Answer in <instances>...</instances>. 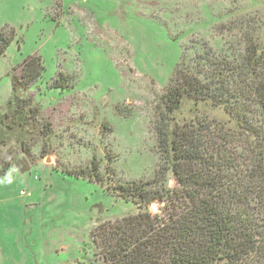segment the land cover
<instances>
[{
    "label": "rangeland",
    "instance_id": "obj_1",
    "mask_svg": "<svg viewBox=\"0 0 264 264\" xmlns=\"http://www.w3.org/2000/svg\"><path fill=\"white\" fill-rule=\"evenodd\" d=\"M4 28L15 39L0 60V178L16 168L0 184V264H104L92 232L139 208L64 169L88 167L94 154L105 188L152 180L156 107L178 66L206 48L240 60L251 35L264 50V0H0ZM32 58L41 79L18 93L41 109L28 136L2 123L13 76ZM61 73L71 87L52 88ZM195 118L233 126L222 109L185 101L177 122ZM42 124L51 125L47 139ZM165 210L162 201L150 207Z\"/></svg>",
    "mask_w": 264,
    "mask_h": 264
},
{
    "label": "trees",
    "instance_id": "obj_2",
    "mask_svg": "<svg viewBox=\"0 0 264 264\" xmlns=\"http://www.w3.org/2000/svg\"><path fill=\"white\" fill-rule=\"evenodd\" d=\"M14 39L8 28L0 31V60ZM263 54L259 38L251 35L240 60L206 48L191 64L180 63L156 107L153 130L160 160L152 180L105 188L102 173L107 170L94 154L90 166L64 169L139 208L92 232L104 264H264ZM19 68L2 124L12 130L18 123L30 136L38 129L41 109L18 93L41 79L42 68L37 58ZM71 81L61 73L50 86L65 90ZM185 101L194 108L211 104L222 109L232 128L197 118L178 123L176 114ZM50 126L39 125L44 139L50 137ZM157 201L166 206L161 215L150 212Z\"/></svg>",
    "mask_w": 264,
    "mask_h": 264
},
{
    "label": "clouds",
    "instance_id": "obj_3",
    "mask_svg": "<svg viewBox=\"0 0 264 264\" xmlns=\"http://www.w3.org/2000/svg\"><path fill=\"white\" fill-rule=\"evenodd\" d=\"M15 169H9L4 177L0 178V184H11L13 182V173Z\"/></svg>",
    "mask_w": 264,
    "mask_h": 264
}]
</instances>
